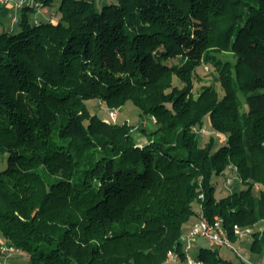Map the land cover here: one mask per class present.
Instances as JSON below:
<instances>
[{
	"label": "trees",
	"instance_id": "obj_1",
	"mask_svg": "<svg viewBox=\"0 0 264 264\" xmlns=\"http://www.w3.org/2000/svg\"><path fill=\"white\" fill-rule=\"evenodd\" d=\"M204 63L222 95H193ZM92 99L157 126L140 144ZM206 115L225 144L192 131ZM230 165L245 188L218 197ZM199 206L231 241L264 221V0H58L55 20L24 7L0 29V244L29 264H167L170 250L184 264ZM251 237L264 255V231ZM197 259L226 262L210 247Z\"/></svg>",
	"mask_w": 264,
	"mask_h": 264
},
{
	"label": "rangeland",
	"instance_id": "obj_2",
	"mask_svg": "<svg viewBox=\"0 0 264 264\" xmlns=\"http://www.w3.org/2000/svg\"><path fill=\"white\" fill-rule=\"evenodd\" d=\"M54 1L57 2L58 0H54ZM96 6L99 7L97 4ZM19 13L20 12H18V14ZM4 22L6 24H10V21L8 19H5ZM221 58L223 60L234 61V59L232 58V55L229 53L223 54ZM167 62L171 64L178 63L179 58L177 57L171 58V59H168ZM174 84L181 86V84L176 78L174 79ZM205 86L213 87L214 89L218 90L221 95L223 93L220 87L219 81H218L216 70L214 69L212 65L204 63L197 69L196 77L194 81V87H193V95L197 96L202 91V88ZM238 96L243 105L241 107V110L244 111L246 109L245 104H244V97L241 93H238ZM87 105L92 114H97L101 118H105V120L109 119L110 123H122L126 121L128 125L129 124L132 125L133 127L131 128L130 132L134 135L135 139H137V142L140 144H145L148 139V137L143 132H141V130L145 129L146 132H148L152 129H155L157 126L155 118L140 117L138 114V109L130 102L126 103L122 107L109 108L103 101L98 100V99H92L87 102ZM112 109L119 110L117 119L114 122H112L110 118V111ZM203 119H204V123L202 124V126L206 127L207 130H209L210 132L201 137L200 139L201 144H204L208 140V137L210 135H215V134H212L213 131L210 127L209 116L206 115ZM197 127H201V126H197ZM192 131H193V128H192ZM218 134L219 133H216L215 135L219 139L217 141L218 145L225 144L226 136L220 135V134L218 136ZM233 174L236 175L235 172ZM213 182L216 187L215 189L216 196L222 197L231 192L223 186L222 174L213 177ZM243 188H245L244 181L243 180L240 181L238 178L235 179L232 191L237 190V189L238 190L243 189ZM251 240H252L251 236H243L233 241L234 248L236 249L237 252L227 247H224V246H215L213 247V249L217 250L218 255L226 260V262L223 264H242V261H244L246 258L247 259L249 258V254L251 251L250 250ZM207 247L212 248L206 240L198 237L196 239V242L193 243L190 248V251H189L190 255L194 258H197V255L199 254V251L201 250V248H207ZM0 264H29V258L27 254L21 253V252L12 253L11 255L7 257L0 255Z\"/></svg>",
	"mask_w": 264,
	"mask_h": 264
},
{
	"label": "built area",
	"instance_id": "obj_3",
	"mask_svg": "<svg viewBox=\"0 0 264 264\" xmlns=\"http://www.w3.org/2000/svg\"><path fill=\"white\" fill-rule=\"evenodd\" d=\"M44 3L42 0H0V7H7L12 10V13L10 14V22L11 24L17 23L19 20V14L24 7H30L37 10H40L43 7ZM119 110L118 109H112L110 111V118L112 122L116 121L118 116ZM107 122L109 121L106 120ZM110 122V121H109ZM193 132H195L198 135H205L208 134L210 131L207 130L206 127H193ZM236 173L233 174V173ZM222 180H223V186L229 190L232 191V188L234 186V180L239 179L242 181L240 176L238 175V170L234 166H228L226 170H224L222 173ZM257 189V185L255 186ZM198 198L201 200L203 199V194H199ZM198 216L196 217V220L192 223L191 227L181 236L182 240V251L185 253V260L184 264H202V262L194 258L190 255V248H191V242L194 239H197L198 237L203 238L206 240L209 245L213 248L215 246H224L227 247L235 252L236 249L234 248L233 241L230 240L228 237V232L226 228L223 225V220L219 217H215L213 220H208L202 210L201 207L197 209ZM264 231V221H260L253 226H245L242 227L240 225L235 224L232 228L233 234L236 237V239H239L243 236H252L254 231ZM18 253L19 251L12 245H8L4 242H1L0 244V255L1 256H9L12 253ZM177 262V256L176 253L172 250L168 251L165 263H175Z\"/></svg>",
	"mask_w": 264,
	"mask_h": 264
},
{
	"label": "crops",
	"instance_id": "obj_4",
	"mask_svg": "<svg viewBox=\"0 0 264 264\" xmlns=\"http://www.w3.org/2000/svg\"><path fill=\"white\" fill-rule=\"evenodd\" d=\"M95 4H97L99 7L101 5L108 3L111 0H93ZM58 5V1L55 2L54 0H47L46 3H44L43 7L40 10L36 11V17L41 20H55L56 19V8ZM12 13V10L7 7H0V29L9 28L10 24H6L4 22L5 19H8L10 21V14ZM194 219L191 220L190 224L193 222ZM188 229V227H187ZM196 242V239H194L191 242V246L193 243ZM242 264H264V255L258 254L250 251L249 258L242 261Z\"/></svg>",
	"mask_w": 264,
	"mask_h": 264
}]
</instances>
